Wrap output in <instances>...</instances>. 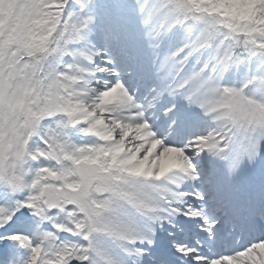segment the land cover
<instances>
[{
    "label": "snow or ice",
    "instance_id": "6c2138e0",
    "mask_svg": "<svg viewBox=\"0 0 264 264\" xmlns=\"http://www.w3.org/2000/svg\"><path fill=\"white\" fill-rule=\"evenodd\" d=\"M0 264H264V0H0Z\"/></svg>",
    "mask_w": 264,
    "mask_h": 264
}]
</instances>
